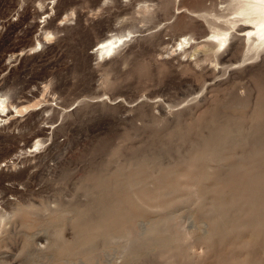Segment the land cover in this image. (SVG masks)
Masks as SVG:
<instances>
[{
	"label": "rangeland",
	"instance_id": "1",
	"mask_svg": "<svg viewBox=\"0 0 264 264\" xmlns=\"http://www.w3.org/2000/svg\"><path fill=\"white\" fill-rule=\"evenodd\" d=\"M226 5L0 0V264H264V51L213 38Z\"/></svg>",
	"mask_w": 264,
	"mask_h": 264
},
{
	"label": "bare ground",
	"instance_id": "2",
	"mask_svg": "<svg viewBox=\"0 0 264 264\" xmlns=\"http://www.w3.org/2000/svg\"><path fill=\"white\" fill-rule=\"evenodd\" d=\"M218 1H220L221 3L227 4L226 7L224 8V11H223L224 15L221 18L226 19L227 16H233L235 18H234V20H228L227 22H225V25L227 26V30L222 32V33H215L213 38L215 40H217V42H219V40H220V42L222 43L224 41V39L228 37V35H227L228 31L237 28L240 33L244 34L243 39L247 41V45L249 46V49H250L249 51L251 53L255 52L257 55L259 51H261V50L264 51V0H218ZM121 41H122L121 39H119V40H107V41L103 42L98 47L97 50L101 53L105 52V54L106 53L110 54L118 47V44L121 43ZM6 105H7L6 101L4 99H0V106L3 108L2 112H4V113L7 111ZM234 201L235 200L233 199L232 202L234 203ZM232 202L231 203L229 202V203L232 204ZM234 204H237V203H234ZM5 220H6V218H5ZM221 231H223V230H221ZM85 236H86V234H85ZM33 238H35V237H33ZM148 238H146V239H148ZM141 239H144V238H141ZM90 242H92V241H90ZM149 242H151V241H149ZM129 245H131V243H129ZM147 246L148 245H146V247ZM90 247L93 248L94 245L91 246V244H87L86 247H84V249L85 248L90 249ZM138 247L139 246H136L135 248H138ZM81 249H83V248H81Z\"/></svg>",
	"mask_w": 264,
	"mask_h": 264
},
{
	"label": "snow or ice",
	"instance_id": "3",
	"mask_svg": "<svg viewBox=\"0 0 264 264\" xmlns=\"http://www.w3.org/2000/svg\"><path fill=\"white\" fill-rule=\"evenodd\" d=\"M0 111H2V108H0Z\"/></svg>",
	"mask_w": 264,
	"mask_h": 264
}]
</instances>
